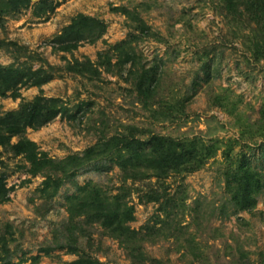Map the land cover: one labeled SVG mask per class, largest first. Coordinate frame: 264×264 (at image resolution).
Masks as SVG:
<instances>
[{
	"label": "rangeland",
	"instance_id": "1",
	"mask_svg": "<svg viewBox=\"0 0 264 264\" xmlns=\"http://www.w3.org/2000/svg\"><path fill=\"white\" fill-rule=\"evenodd\" d=\"M31 1L2 20L0 65L42 67L53 78L22 88L18 99L1 98L0 116L38 95L61 99L71 118L25 132L41 154L60 162L117 135L196 138L218 151L193 173L159 180L146 173L148 179L126 183L113 161L96 157L48 197L39 191L45 178L31 176L22 156L0 148V177L14 189L0 205L2 259L65 264L88 256L140 264L131 258L139 251L147 264H264V188L249 212H235L226 188L227 173L243 160L264 184V29L233 18L223 0H45L54 10L40 15V0ZM78 14L104 22L105 33L72 52L54 51L49 41ZM130 50L135 63L121 65ZM76 61L96 73L69 71ZM142 69L155 78L149 101L135 90L134 73ZM86 183L123 193L136 239L126 242L85 217L70 220L66 199Z\"/></svg>",
	"mask_w": 264,
	"mask_h": 264
},
{
	"label": "trees",
	"instance_id": "2",
	"mask_svg": "<svg viewBox=\"0 0 264 264\" xmlns=\"http://www.w3.org/2000/svg\"><path fill=\"white\" fill-rule=\"evenodd\" d=\"M226 11L236 20L246 17L249 24L261 26L264 29V0H223ZM32 5L31 0H0V27L2 20L7 14L18 13L28 9ZM36 15L49 13L54 10L47 6L45 0H40L36 6ZM106 25L94 17L78 14L70 24L63 28L50 41L49 45L57 52H72L80 45L94 43L105 33ZM254 31V30H252ZM145 28H141L144 34ZM261 43L256 54L259 57ZM3 42L0 41V48ZM126 45V42H123ZM124 59L121 65H127L133 60L134 52L123 51ZM259 60V59H258ZM67 69L71 72L85 75L94 74L89 62L73 65L68 64ZM135 76V90L144 101H149L153 95L155 81L150 71H137ZM53 75L46 69H21L12 66L0 65V99L11 97L20 98V90L28 87H41L48 83ZM57 117L71 118L70 109L59 98H47L43 95L36 96L30 102H21L18 110L9 111L0 116V148L9 149L15 156H22L28 164L26 172L31 176L42 175L45 179L39 190L48 197H53L62 185L63 178L72 177L85 164L93 161L96 157H106L113 161L125 183L142 181L144 174L150 173L156 179H165L170 175H185L193 173L216 155L217 146H206L200 139L179 140L164 136H151L142 140L135 136L122 135L112 136L109 139L100 140L94 147L87 149L82 156L73 155L65 160L55 162L38 151L34 142L25 137L27 129H39L52 122ZM17 138L16 143H11ZM223 153V152H222ZM225 159L230 160L228 152H224ZM61 174L60 177L55 176ZM142 177V178H141ZM226 188L230 194L235 212H249L257 205L258 195L264 188L261 177L252 170L245 161L238 163L234 170L227 173ZM13 187H7L5 179L0 177V205L9 202ZM149 201L160 203L158 195H150ZM67 212L70 220L85 217L91 221H98L110 232L117 234L124 241L134 237L136 233L131 230L129 224L134 221L133 207L125 201L123 193L108 195L101 188L86 183L77 186L76 194L67 197ZM168 201V200H167ZM173 202V201H172ZM169 202L168 204H171ZM173 204V203H172ZM0 262L1 264H21L4 261L1 253H7V241L1 238ZM132 260L140 264H147V259L139 251L132 252ZM161 264L153 261L149 264ZM65 264H104L99 260L88 256H80L75 261Z\"/></svg>",
	"mask_w": 264,
	"mask_h": 264
}]
</instances>
